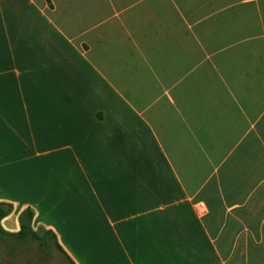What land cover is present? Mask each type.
<instances>
[{
	"label": "crops",
	"instance_id": "obj_1",
	"mask_svg": "<svg viewBox=\"0 0 264 264\" xmlns=\"http://www.w3.org/2000/svg\"><path fill=\"white\" fill-rule=\"evenodd\" d=\"M14 196L75 264H264V0H0Z\"/></svg>",
	"mask_w": 264,
	"mask_h": 264
},
{
	"label": "rangeland",
	"instance_id": "obj_2",
	"mask_svg": "<svg viewBox=\"0 0 264 264\" xmlns=\"http://www.w3.org/2000/svg\"><path fill=\"white\" fill-rule=\"evenodd\" d=\"M31 152L32 151H30L29 153ZM25 200H27L30 204L35 199H28V198H21L19 196H14L12 197V199H10L9 204L13 205L15 203H22ZM38 204L40 209L47 208V207H43V204H40L39 202ZM29 208L32 209L33 211L32 205H30ZM12 218H14V214L11 217V219ZM44 220H46L45 217ZM47 221L52 222L53 219L51 218L46 220V222ZM30 224L33 229H37L38 233L40 234L42 233L43 231L42 228H44L43 224L37 227L34 222H31ZM2 227H4V229H6L7 231L13 230L12 226L9 225L7 222H3ZM0 264H70V263L67 257L50 240H48L47 242H41L38 239H34L29 236H26L25 238L22 239H18L9 233H3L0 231Z\"/></svg>",
	"mask_w": 264,
	"mask_h": 264
},
{
	"label": "trees",
	"instance_id": "obj_3",
	"mask_svg": "<svg viewBox=\"0 0 264 264\" xmlns=\"http://www.w3.org/2000/svg\"><path fill=\"white\" fill-rule=\"evenodd\" d=\"M10 209V204L0 201V219L7 214ZM33 211L29 207H25L17 215L18 229L15 231H7L0 224V231L9 233L18 239L25 238L26 236L38 239L41 242L52 241L54 245L67 257L70 264H75L74 261L61 249L60 245L55 239L54 233L50 229H42V233H38L37 229L31 227V218Z\"/></svg>",
	"mask_w": 264,
	"mask_h": 264
},
{
	"label": "built area",
	"instance_id": "obj_4",
	"mask_svg": "<svg viewBox=\"0 0 264 264\" xmlns=\"http://www.w3.org/2000/svg\"><path fill=\"white\" fill-rule=\"evenodd\" d=\"M197 204H198L199 206H202V202H198Z\"/></svg>",
	"mask_w": 264,
	"mask_h": 264
}]
</instances>
